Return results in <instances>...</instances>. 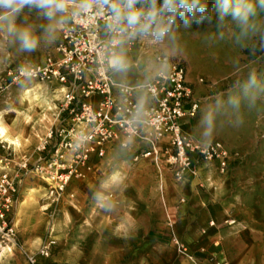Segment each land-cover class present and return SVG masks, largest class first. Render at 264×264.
Instances as JSON below:
<instances>
[{
    "label": "rangeland",
    "instance_id": "374dc122",
    "mask_svg": "<svg viewBox=\"0 0 264 264\" xmlns=\"http://www.w3.org/2000/svg\"><path fill=\"white\" fill-rule=\"evenodd\" d=\"M201 2L207 7L177 15L162 41L146 36L158 52L185 66L187 82L199 101L195 116L186 118L185 131L201 142L220 141L228 151L223 172L216 162L201 165L205 168L196 177L201 198L198 204L203 202L201 208L210 215L222 211L226 219L212 217L208 223L213 221V227L220 223L221 229L236 226L238 237L254 250V261L260 264L264 261V7L261 0H247L255 15L247 25H241L230 13L221 19L217 0ZM73 3L51 19L37 8H23L14 22L32 29L38 38L32 49L22 48L20 40L7 31V22H0L2 158L26 157L54 123L58 93L36 81L13 83L7 71L41 62L50 53ZM142 73L139 80H145L147 69ZM26 90H30L28 101L23 98ZM36 94L40 100L34 98ZM148 159L133 162L123 152L107 156L93 178H72L60 200L49 208L47 184L27 170L31 175L23 186L27 175L18 173L22 201L12 213L14 218L18 204L23 213L15 221L17 231L20 229L18 245L35 253L36 264H194L177 250V239L194 252L195 259L196 253H201L200 262L217 264L216 252L202 248L195 253L179 238L169 217L185 205L184 191L167 167L164 170L161 166L160 177ZM7 170L11 175L18 172ZM198 226V232L206 235L208 228ZM180 231L185 234L184 227ZM48 243L49 254L44 256L38 249ZM3 250L0 264L23 263L20 258L10 261Z\"/></svg>",
    "mask_w": 264,
    "mask_h": 264
},
{
    "label": "built area",
    "instance_id": "2783aa9c",
    "mask_svg": "<svg viewBox=\"0 0 264 264\" xmlns=\"http://www.w3.org/2000/svg\"><path fill=\"white\" fill-rule=\"evenodd\" d=\"M78 5H71L57 43L41 62L7 71L11 82L43 83L58 97L54 123L36 148L37 159L29 164L28 157L22 158L15 164L18 172L11 175L7 169L13 159L0 157V251L18 245L12 213L18 200L20 169L35 173L47 184L49 208L60 200L71 179L84 177L91 159L103 158L114 142L127 148L135 139L145 141L148 149L133 155V162L151 158L160 167L164 161L177 182L197 176L204 163L216 162L220 172L227 166L228 151L220 141L201 142L182 128V120L192 118L199 109L184 64L155 51L159 67L145 83L115 81L109 59L117 55L122 41L131 46L133 37L126 31L108 30L111 12L107 8L94 5L91 11L81 12ZM166 137L168 146L160 148L159 142ZM174 243L195 262L183 243L177 239ZM49 245H43L39 253L48 256ZM26 259L28 264H36L34 254H27Z\"/></svg>",
    "mask_w": 264,
    "mask_h": 264
},
{
    "label": "crops",
    "instance_id": "0c3cea01",
    "mask_svg": "<svg viewBox=\"0 0 264 264\" xmlns=\"http://www.w3.org/2000/svg\"><path fill=\"white\" fill-rule=\"evenodd\" d=\"M148 39L149 37H147L145 34L137 33L131 39L133 43L131 46H129L127 42L122 41L117 55L123 56L126 59L128 68L123 72L115 70L113 74L115 81L124 82L128 85H138L145 83L155 73L159 65L155 62L153 54L157 50L155 49V47L150 45L151 40H149L150 44L148 43ZM147 52H149L151 64L146 60V56L148 55ZM144 68L147 69L148 75H146L145 80H139L140 77H144V73H142V69ZM135 73L137 75H135ZM185 127H187L186 118L182 120V128L184 131L186 129ZM158 145L160 148H166L168 146V137L161 140ZM148 147L149 146L145 141L138 139L133 140L127 148H122L118 145L117 142H114L107 146L103 158L107 156H110L112 158L114 154L123 152L127 153L130 156V159H132L133 155L146 151ZM25 156L28 157V159L30 160V164H32L37 159L38 153L34 149L31 153H26ZM103 158L93 157L91 159V162L89 163L91 165V168L85 171V175H87L89 178H93L95 176V171L98 168H101V161ZM19 159L20 158H15L13 159V161H9V167L14 170L17 169L15 164L20 163L21 159ZM148 160L156 167V169L160 173V177H162L161 166L164 170H166V165L164 163L162 165L161 163L160 167H158L151 158H149ZM200 167L198 171L205 168L204 166L202 168ZM19 173L24 176L27 175V172L24 169H20ZM30 175L31 174L23 178V186L28 184ZM196 177L197 176L193 178H187L186 180L179 182L181 184L180 190L184 191L183 195L186 199V203L184 206L180 207L181 209L174 211V214L171 213L169 217V221H174L175 223V230L177 231L179 238L182 239L183 242L190 244L189 249L191 248V250L195 251V253L197 252V250H202V248H208V250L210 249V251L212 250L216 252L219 260L223 259L224 262L228 261L229 264H258L257 262L255 263L253 258V255L255 257V254H253L254 250H252L247 244H245V241L241 237H238L237 233L235 232V229H238L236 226L221 229L222 226L220 225V223H218L215 227H213L214 224L211 225L210 222L208 223L209 218L213 217L219 221L222 218L224 219L225 216L222 215V211H219V214L217 215H210L209 213H206L203 208H201V206H203V202L200 203L201 205L198 204L201 198L196 188V185L199 182L198 178ZM21 201L22 200L18 197L17 203ZM196 206L200 209V212L195 208ZM19 207L20 206H18L17 204V211L15 212L14 218L12 216V221L15 229V221L18 220V217L21 218L23 214L20 213ZM198 224H200L201 226L204 225L208 228L206 235H203L202 232H198ZM183 227L186 231L183 232L185 234H182L180 231ZM18 231L16 229L17 234ZM212 244H214L216 247H213ZM20 247L12 248L11 250L4 249L3 252L7 254L6 256L10 261L20 258L23 263L17 262V264H27L26 255L35 253H32L30 249L25 247L24 245H20ZM39 250L40 247L38 251ZM193 253L191 254L193 255ZM196 254L198 258H194L195 262H192L194 264H203V262H200L203 259V255L201 253ZM260 264H264V261H261Z\"/></svg>",
    "mask_w": 264,
    "mask_h": 264
},
{
    "label": "clouds",
    "instance_id": "9594fccd",
    "mask_svg": "<svg viewBox=\"0 0 264 264\" xmlns=\"http://www.w3.org/2000/svg\"><path fill=\"white\" fill-rule=\"evenodd\" d=\"M71 3L73 0H0V22H7V31L20 40L22 48L32 49L36 47L38 38L30 27H18L15 17L27 5L30 9H39L42 15L51 19L57 12L65 13ZM138 3L142 5L140 8L136 7ZM217 3L221 19L230 13L239 24L247 25L249 18L255 15L254 6L247 0H217ZM94 5L111 12L107 25L109 31H126L129 38L143 33L158 41L169 33L177 15L203 11L207 7L201 0H163L162 4H158V0H80L78 8L81 12H89ZM261 6L264 7V0H261ZM109 65L121 72L128 68L126 59L118 55L109 59Z\"/></svg>",
    "mask_w": 264,
    "mask_h": 264
},
{
    "label": "bare ground",
    "instance_id": "6f19581e",
    "mask_svg": "<svg viewBox=\"0 0 264 264\" xmlns=\"http://www.w3.org/2000/svg\"><path fill=\"white\" fill-rule=\"evenodd\" d=\"M30 93V90H26L25 91V94H24V96H23V98L24 99H26L27 101L29 100V97H28V94ZM34 98H36L37 100H40V95L39 94H36L35 96H34ZM4 132V128H0V133H3ZM2 137V136H1ZM7 141H9L10 143L12 142V141H10L9 139L7 140ZM46 208H48V206H46Z\"/></svg>",
    "mask_w": 264,
    "mask_h": 264
}]
</instances>
